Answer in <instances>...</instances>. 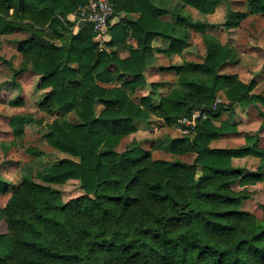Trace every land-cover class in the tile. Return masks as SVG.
Returning a JSON list of instances; mask_svg holds the SVG:
<instances>
[{
  "label": "trees",
  "instance_id": "16d2710c",
  "mask_svg": "<svg viewBox=\"0 0 264 264\" xmlns=\"http://www.w3.org/2000/svg\"><path fill=\"white\" fill-rule=\"evenodd\" d=\"M87 2L0 0V37L24 35L15 41L21 63L13 77H40V88L47 90L40 110L60 116L45 124L42 137L70 156L38 172L39 182L29 166L22 169L18 186L0 207V222L7 228L0 234V264H264V205L258 220L241 210L249 198L246 189H232L264 183V148L257 146L256 134L245 135L238 147H211L220 135L236 132L231 118L220 121L222 113L231 117L236 106H264V97L253 93V79L243 83L236 75L219 73L237 64L234 51L206 32L210 24L193 20L187 11L208 16L221 0H109V21L119 11L138 13L129 24L140 48H128L124 59L116 47L126 40L125 20L108 27L106 48L89 25L81 24L75 34L71 30L67 17ZM122 2L130 4L122 7ZM244 7L237 16L264 15V0H245ZM166 15L173 21L163 20ZM191 32L204 46L201 61L161 67L177 76L176 86L154 104L152 94L160 84L153 83L151 92L135 101L132 95L144 86L143 71L152 61V40L168 42L160 53L180 56ZM219 93L225 102L215 104ZM96 105L103 106L99 114ZM196 109L207 118L193 134L152 144V150L161 148L174 159H154L151 150L133 144L116 151L136 133L135 123L156 118L176 128L178 119ZM72 112L77 124L64 118ZM261 116L258 131L264 129ZM32 124L41 121L29 114L9 121L15 139ZM27 152L41 154L34 148ZM191 154L190 163L179 158ZM246 157L260 161L253 175L232 164ZM72 180L83 194L68 202L49 187ZM5 185L0 177V193Z\"/></svg>",
  "mask_w": 264,
  "mask_h": 264
},
{
  "label": "rangeland",
  "instance_id": "374dc122",
  "mask_svg": "<svg viewBox=\"0 0 264 264\" xmlns=\"http://www.w3.org/2000/svg\"><path fill=\"white\" fill-rule=\"evenodd\" d=\"M244 3L245 0H221L214 13L205 18V21L210 24L206 32L215 37L222 45L230 47L235 53V59H237V64H228L219 73L236 75L243 83H248L253 79L256 82L253 93L264 97V15L237 16L236 13L245 12ZM193 19L200 18L194 15ZM226 23L231 24V26H225ZM23 37L24 35L19 33L0 37V177L6 183L4 191L0 193V207L6 204L8 198L18 186L22 169L25 166H29L32 177L36 182H39L36 178L38 172L60 159L70 157L51 148L42 137L45 132V124L51 123L60 116L40 110L39 103L47 91L40 88V78L31 73L13 77V70H16L21 63V55L17 52L15 41L21 40ZM191 44L189 59L192 61L198 60L203 49L198 34L192 35ZM158 63L157 66L167 65L164 57ZM147 74L149 81L156 79L157 67L149 69ZM157 76L159 77V75ZM166 93V90L162 91V94ZM15 99H19L22 104L19 106L12 105L11 102ZM216 100H218V103H223L225 97L221 93L218 94ZM101 110L102 107L95 106L96 114H99ZM18 114L32 115L34 119L40 120L41 124L26 125L24 134L15 139L9 121L12 116ZM233 114L228 117L226 112L222 113L220 121L231 118V121L236 124V128H240L239 134L234 137L226 136L219 139V141L212 142L211 147H238V144H244L245 135L256 134L258 136L257 146L264 148V129L258 131L262 121L261 114L264 116V106L259 103L251 104L245 108L236 106ZM64 118L73 124L78 123V119L73 113ZM215 124L219 125L218 122ZM135 126L139 133L124 138L116 147L117 152H121L133 144L143 150H151L154 159L171 160L175 158L161 148L152 150L151 147L155 141H163L165 138L184 135L179 127L176 129L164 126L154 118H151L149 123H141ZM191 134L193 132L189 135ZM28 148L37 149L41 151V154L32 156L27 152ZM193 157L194 155L191 154L179 158L190 163ZM233 165L242 167L245 170V175H253L260 165V161L257 158L246 157L236 159ZM196 176H199V172ZM49 187L60 191L63 202H68L83 194L78 181L72 180L64 185H49ZM243 188L248 192L249 198L242 203L241 210L254 215L258 220H262L261 205H264V183H248L245 187L238 184L232 186V189L236 192L241 191ZM6 231V224L0 222V234H4Z\"/></svg>",
  "mask_w": 264,
  "mask_h": 264
},
{
  "label": "crops",
  "instance_id": "0c3cea01",
  "mask_svg": "<svg viewBox=\"0 0 264 264\" xmlns=\"http://www.w3.org/2000/svg\"><path fill=\"white\" fill-rule=\"evenodd\" d=\"M150 1L155 3L158 0H150ZM128 4H130V3L129 2H122L120 5L123 7V6H127ZM187 11L190 13L192 19H193L194 15H197L200 18V19H193V20L205 21V18L208 17V16L199 15V13L196 10L191 9V8H188ZM137 17H138V13H135V12L126 13L124 11H121V12L119 11L109 21V26L108 27H110V26H112L114 24H117L120 20H125L126 21V22H124L125 24H123V27H121V32L124 33L125 35H127L128 38L126 37L125 42L121 43L120 45H118L116 47V52H117V55H118V57L120 59H124V58H127L129 56V53H128V50H127L128 48H130V47L133 48V49L134 48H140V46H138V44L136 42V38L132 37V33L134 31L133 30V25L129 24V22L135 21ZM67 20L72 24L71 30L73 31V33L74 34L77 33L79 31L80 27H81V23H79L77 21L76 16L75 15H70V16L67 17ZM163 20L173 21L172 18H170L169 15H166V17H164ZM207 29H206V31H207ZM194 34H197V33L196 32H191V34L189 36V39L186 41V44L184 45L183 50H182V54L180 56L169 57V56H167V55H165L163 53H160L159 50H165V49L168 48V45H169L168 42L162 41L159 37H156V38H154L152 40V42H151V44L149 46V48L151 50V59H152V61L145 67V69L143 71L144 82H145L144 86L137 88L135 90V93L132 95V98L135 101H139V99L141 97L146 96L147 94H149L151 92V84H153V83L160 84V86L152 94V102L154 104H157L158 101H159V98L162 95H165V94H162L163 90H166L167 93H168L172 88H174L176 86L177 76L173 72L161 71L160 70L161 67H167L169 65H180L181 63H183L185 61H187V62H195V63H198V62L201 61V58L204 56V53H205L203 44H202V46H203L202 47L203 48L202 49V53L199 55L200 57L198 58V60L192 61V60L189 59L190 54H191V49L190 48L192 46L191 39H192V35H194ZM107 41H110L109 33H107V35H105L104 37H102L99 40L100 46H104V48H106L105 44H106ZM201 43H202V41H201ZM163 57L165 58L167 65H165V66H163V65L157 66V64H159L158 62ZM155 66L157 67L158 74H155L156 79H154L153 81H149L147 73H148L149 69L151 70ZM157 75H159V77L160 76H162V77L165 76V77L164 78H162V77L159 78ZM168 77H170V78H168ZM114 85H119V83H115ZM219 94H221V93H219ZM137 95H138V97H137ZM99 106L102 107V110H103V106L102 105H99ZM72 113L75 114L74 112H72ZM221 118H222V115H221ZM154 119H156V118H154ZM157 120H159V119H157ZM159 122H160V124H163L161 120H159ZM216 122H218V121H216ZM141 123H149V121L148 122H137V123H135V125H140ZM173 128H175V127H173ZM177 128L178 127H176V129ZM239 132H240V128L237 127L235 133H229V134H225V135H220L218 140H216V141H219V139H222L223 137H226V136H229V137L237 136L239 134ZM138 133L139 132L137 130L136 133H134V135H136ZM134 135H132V136H134ZM216 141H214V142H216ZM241 145H243V144L242 143L238 144V146H241ZM234 161H236V159H233L232 164H233Z\"/></svg>",
  "mask_w": 264,
  "mask_h": 264
},
{
  "label": "built area",
  "instance_id": "2783aa9c",
  "mask_svg": "<svg viewBox=\"0 0 264 264\" xmlns=\"http://www.w3.org/2000/svg\"><path fill=\"white\" fill-rule=\"evenodd\" d=\"M112 6L109 0H88L86 6L79 9L75 16L81 24H87L97 35L98 40L104 37L108 30V21L112 16ZM218 103L216 100L215 104ZM207 118L202 109L193 110L189 115L177 120L179 129L184 135L192 133L198 123Z\"/></svg>",
  "mask_w": 264,
  "mask_h": 264
}]
</instances>
